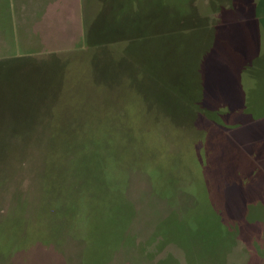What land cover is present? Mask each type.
<instances>
[{"label":"rangeland","instance_id":"rangeland-1","mask_svg":"<svg viewBox=\"0 0 264 264\" xmlns=\"http://www.w3.org/2000/svg\"><path fill=\"white\" fill-rule=\"evenodd\" d=\"M246 1L0 6V264H264Z\"/></svg>","mask_w":264,"mask_h":264},{"label":"trees","instance_id":"trees-1","mask_svg":"<svg viewBox=\"0 0 264 264\" xmlns=\"http://www.w3.org/2000/svg\"><path fill=\"white\" fill-rule=\"evenodd\" d=\"M252 3L255 6L254 17H255L257 23H256V26H255L254 32H252L250 30L249 31L247 30L246 33L248 35H250V36L252 35V37H250V38L252 40L256 41L257 38L255 40L254 36L258 35V31H257L258 27H259L258 25H260L261 27L264 26V0H253ZM247 5H248V3H247L246 0L245 1L244 0H232V7L231 8L233 9V11H240L241 9L247 8ZM223 12H226V10L222 11V15H221V18H220V23H218L216 28H215L216 29V34H217V30L219 28L218 26L223 22ZM216 34H215V36H216ZM250 38L248 40H250ZM256 42H257V45L259 46L260 42H258V41H256ZM214 46H215V40L211 44V47H210L209 50L210 51L213 50ZM245 50L248 51V52L250 51V49H247V48H245ZM210 51H208L207 55H205V56H208L210 54ZM260 55H261V53L259 52V50H257V53H255V56L253 58H251V56H250V57H248L246 59L245 63L243 64L242 68L239 71L240 72L242 71L245 74H250L251 71L257 66L258 61L260 59V57H259ZM203 101H204V96H203Z\"/></svg>","mask_w":264,"mask_h":264},{"label":"crops","instance_id":"crops-1","mask_svg":"<svg viewBox=\"0 0 264 264\" xmlns=\"http://www.w3.org/2000/svg\"><path fill=\"white\" fill-rule=\"evenodd\" d=\"M12 3H13V0H0V6L3 5L4 9H5V7H6L7 4H8V5H9V4L11 5ZM0 19H1V18H0ZM6 26H7V25H5L4 28H3V31H4V32L2 33L3 35H6ZM2 34H1V35H2ZM0 42H2V41H0ZM4 42H5V41H4ZM2 45H4L3 42H2Z\"/></svg>","mask_w":264,"mask_h":264}]
</instances>
